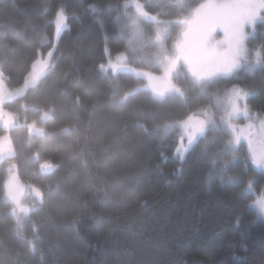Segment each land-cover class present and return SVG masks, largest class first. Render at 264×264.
<instances>
[{"label": "trees", "instance_id": "trees-1", "mask_svg": "<svg viewBox=\"0 0 264 264\" xmlns=\"http://www.w3.org/2000/svg\"><path fill=\"white\" fill-rule=\"evenodd\" d=\"M132 1L0 0L7 87H20L51 50L55 61L37 86L0 107V138L10 132L21 180L43 196L19 227L0 161V264H264V221L242 195L256 173L243 148L215 124L181 160L178 136L166 132L202 111L219 115L233 86L250 93V113L264 115V70L191 80L183 93L156 98L142 77L105 65L124 54L133 69L158 72L146 62L155 26L180 25L198 2L136 0L157 18L149 22ZM257 24L247 53L264 59V21Z\"/></svg>", "mask_w": 264, "mask_h": 264}, {"label": "rangeland", "instance_id": "rangeland-1", "mask_svg": "<svg viewBox=\"0 0 264 264\" xmlns=\"http://www.w3.org/2000/svg\"><path fill=\"white\" fill-rule=\"evenodd\" d=\"M193 1H197L198 4L193 7L190 12H188V15H186L182 20H179L180 25L173 27L172 24L165 22L162 24H157L154 28V39L152 42H149V44H151L152 46L151 50H153L151 52L152 57H150V59L146 62L149 65L150 63H152L153 66H157L159 68L158 72H150L142 69H133L131 66L128 65L127 58L124 54L109 57L105 65V69L112 74L128 72L142 77L145 82L142 86V89L150 91L153 96L158 99H162L171 93H183L185 90L184 85L191 80L195 83L201 84L219 78H226L217 77L212 80L201 79L197 81L195 76L190 71L188 62L183 56L180 55V49L178 46L181 45L184 41V32L188 27L186 22L193 18L195 10L201 5V3L206 2V0ZM185 2L186 0H176V3L179 5H183V3ZM132 5L136 17L141 18L143 21H157V18L147 13L143 6L140 5V3L136 0L132 1ZM64 12V9L61 8L59 10V14L56 21L54 20V23L59 32L66 26V16ZM215 35L217 38H219L222 33L218 30ZM53 52L54 50H51L46 55L36 60L25 82L16 89H9L7 87L5 78L3 77L0 69V107L9 101H13L14 99L23 96L28 91V89H30L31 87H35L39 84L42 78L48 73L51 68H53L55 64V61L53 60ZM247 56L248 60L245 63V68L252 67V61L256 59L255 55L250 57V55L247 53ZM227 101L228 92L218 103V109L220 110L219 115H216L213 111H202L199 114L193 115L191 117H201L207 119V113L211 116V120H209L207 129L209 126L215 124H221L225 126L231 133L232 142L234 140L233 133L223 121V117L225 116L226 111L229 109ZM243 103H246V101H243L242 104ZM250 114H252L253 116V119L251 121L245 118L243 114H241L238 118H233L232 123L239 128H243L244 131L242 133L240 143H232V145L236 149L243 148L242 150L244 151L247 160L250 161L252 167L256 170V173L251 178V183L253 187L251 192L252 194L250 193V205L258 213L260 219L264 221V217L260 215L259 209L254 203V201L258 198L261 192L264 191V169L257 168V166L251 162V157L248 148L249 138L253 140L254 144L258 142L259 122L260 119H264V115H259L253 112H251ZM215 116H217L218 118H216ZM189 118L185 121L179 122L167 128V134L173 132L178 136V149L181 147V137L185 134L184 126L186 123H190ZM249 123L254 124L255 127H253L252 129H248L246 125H248ZM6 126L8 129H11L13 127V124L8 123ZM203 136L198 137L197 141ZM183 144L185 146L187 145L186 138L184 139ZM15 155L16 154L15 149L13 147L11 135L10 132L7 131V133L2 135V137L0 138V161H5L4 168L6 170V198L12 205L11 214L17 220L19 227H21L23 225V221L29 216V214L39 207L38 204L40 201H42L43 196L42 192L38 187L24 183L21 180L17 170L18 163L15 159ZM185 155L183 156V158L185 157ZM47 170L48 169L46 168V171Z\"/></svg>", "mask_w": 264, "mask_h": 264}, {"label": "snow or ice", "instance_id": "snow-or-ice-1", "mask_svg": "<svg viewBox=\"0 0 264 264\" xmlns=\"http://www.w3.org/2000/svg\"><path fill=\"white\" fill-rule=\"evenodd\" d=\"M264 21V0H206L195 10L193 18L187 21L184 32V41L179 45L180 55L189 64L190 71L197 81L201 79L212 80L217 77H230L244 70L253 72L257 65L264 70V59L261 53H255L256 59L252 67L245 69L248 60V40L257 29V22ZM222 35L217 38L216 32ZM250 93L239 86H233L228 91L229 109L223 117L224 123L231 129L234 140L230 143L239 144L243 128L232 123L233 118L241 114L251 121L247 103H243ZM207 119L190 117V123L184 126V136L181 137V147L177 155L182 160L187 151L194 145L197 138L207 132V125L211 116L206 113ZM248 129L254 124L246 125ZM186 138L187 145L183 144ZM248 148L251 162L257 168L264 169V119L259 122V139L256 144L248 139ZM223 179V177H222ZM231 183L239 185L245 183L237 176L228 178ZM251 181L246 182L242 195L252 192ZM259 213L264 217V191L254 201ZM251 206V205H249Z\"/></svg>", "mask_w": 264, "mask_h": 264}, {"label": "bare ground", "instance_id": "bare-ground-1", "mask_svg": "<svg viewBox=\"0 0 264 264\" xmlns=\"http://www.w3.org/2000/svg\"><path fill=\"white\" fill-rule=\"evenodd\" d=\"M108 43V42H107ZM126 74V73H125ZM205 91V90H204ZM205 93V92H204ZM98 109V108H97ZM170 137V136H169ZM175 141V140H174ZM176 142V141H175ZM252 194V193H251Z\"/></svg>", "mask_w": 264, "mask_h": 264}]
</instances>
